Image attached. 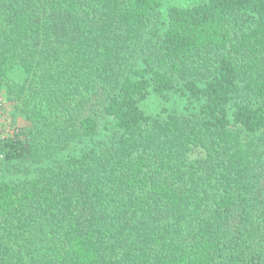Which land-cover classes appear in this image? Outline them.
Segmentation results:
<instances>
[{
	"label": "trees",
	"instance_id": "16d2710c",
	"mask_svg": "<svg viewBox=\"0 0 264 264\" xmlns=\"http://www.w3.org/2000/svg\"><path fill=\"white\" fill-rule=\"evenodd\" d=\"M163 3L0 0V264H264V0Z\"/></svg>",
	"mask_w": 264,
	"mask_h": 264
},
{
	"label": "rangeland",
	"instance_id": "374dc122",
	"mask_svg": "<svg viewBox=\"0 0 264 264\" xmlns=\"http://www.w3.org/2000/svg\"><path fill=\"white\" fill-rule=\"evenodd\" d=\"M203 1L205 0H164V3L160 9L162 20L167 21L168 8L173 4L186 7L201 3ZM142 106L148 113L165 115L169 111H194L197 109V107H199V102H189V100H187L186 98H182L178 93L175 92L168 93L166 98L156 95L155 93H151L149 97L142 103ZM106 125L109 127L108 129L106 128ZM111 127V123L107 122V120L103 121L101 123V130L99 136L97 137V141L108 139L113 133V129H111ZM76 145L77 149H80L82 147L79 143H77ZM3 175H7V177L14 176L4 171L0 172V177H2Z\"/></svg>",
	"mask_w": 264,
	"mask_h": 264
}]
</instances>
